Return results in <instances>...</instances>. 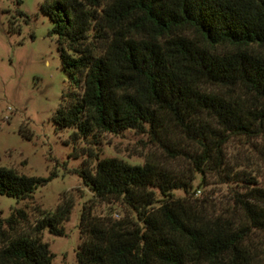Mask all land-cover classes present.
Returning <instances> with one entry per match:
<instances>
[{"label":"trees","instance_id":"16d2710c","mask_svg":"<svg viewBox=\"0 0 264 264\" xmlns=\"http://www.w3.org/2000/svg\"><path fill=\"white\" fill-rule=\"evenodd\" d=\"M40 10L69 80L52 120L72 129L69 157L95 159L75 173L94 198L127 208L115 218L82 204L77 264H264V189L226 151L236 137L264 161V0H45ZM125 130L188 170L78 152ZM211 172L244 184L230 212L191 193ZM53 176L0 166V195L29 200ZM74 205L63 196L52 212L37 208L31 231L18 230L23 209L0 213V264H51L41 232L63 235Z\"/></svg>","mask_w":264,"mask_h":264},{"label":"rangeland","instance_id":"374dc122","mask_svg":"<svg viewBox=\"0 0 264 264\" xmlns=\"http://www.w3.org/2000/svg\"><path fill=\"white\" fill-rule=\"evenodd\" d=\"M44 1L0 0V166L25 175L48 177L55 173V176L39 185L29 200L0 195V213L8 217L16 214V209H23L29 219L21 220L18 230L31 231L37 208L52 212L63 196L73 198L75 205L69 219L63 223V235L44 230L41 237L53 254L51 264H77L82 204L93 201L94 214L110 213L115 218H121L127 208L119 202L99 201L93 197L75 173L87 157L82 154L77 158L69 157L74 148L69 142L72 129H56L52 120L62 94L68 90L69 80L61 67L57 36L51 33L52 23L40 10ZM77 146L78 152L91 150L97 158L118 157L131 164H142L146 158H151L174 170H188L184 159L170 158L151 143L146 133L135 130L105 133L82 140ZM226 151L229 161L252 171L257 186L264 189L262 156L236 137L227 143ZM90 161L95 162V159ZM221 174L207 173L203 184L194 187L191 193L195 198L206 199L210 210L230 212L244 184L226 182ZM199 180L197 176L194 185ZM173 193L176 197L184 195L179 189Z\"/></svg>","mask_w":264,"mask_h":264},{"label":"built area","instance_id":"2783aa9c","mask_svg":"<svg viewBox=\"0 0 264 264\" xmlns=\"http://www.w3.org/2000/svg\"><path fill=\"white\" fill-rule=\"evenodd\" d=\"M198 193H199V190H198ZM115 216L117 217V214H115Z\"/></svg>","mask_w":264,"mask_h":264}]
</instances>
